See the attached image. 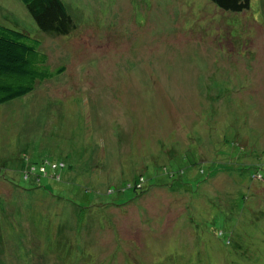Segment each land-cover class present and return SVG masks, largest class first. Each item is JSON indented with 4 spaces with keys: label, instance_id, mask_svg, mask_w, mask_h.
<instances>
[{
    "label": "rangeland",
    "instance_id": "374dc122",
    "mask_svg": "<svg viewBox=\"0 0 264 264\" xmlns=\"http://www.w3.org/2000/svg\"><path fill=\"white\" fill-rule=\"evenodd\" d=\"M64 1L0 0L65 66L0 104V264H264V0Z\"/></svg>",
    "mask_w": 264,
    "mask_h": 264
},
{
    "label": "trees",
    "instance_id": "16d2710c",
    "mask_svg": "<svg viewBox=\"0 0 264 264\" xmlns=\"http://www.w3.org/2000/svg\"><path fill=\"white\" fill-rule=\"evenodd\" d=\"M39 28L49 34H68L75 28L74 19L64 0H22ZM219 8L242 11L251 0H212ZM41 37L28 30L0 22V104L23 96L39 82L60 73L64 65L52 68ZM35 169L46 168V158L33 161Z\"/></svg>",
    "mask_w": 264,
    "mask_h": 264
}]
</instances>
